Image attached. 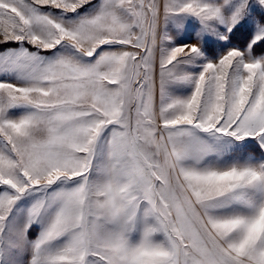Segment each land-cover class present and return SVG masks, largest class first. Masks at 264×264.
I'll list each match as a JSON object with an SVG mask.
<instances>
[{
	"label": "snow or ice",
	"instance_id": "snow-or-ice-1",
	"mask_svg": "<svg viewBox=\"0 0 264 264\" xmlns=\"http://www.w3.org/2000/svg\"><path fill=\"white\" fill-rule=\"evenodd\" d=\"M0 264H264V0H0Z\"/></svg>",
	"mask_w": 264,
	"mask_h": 264
}]
</instances>
